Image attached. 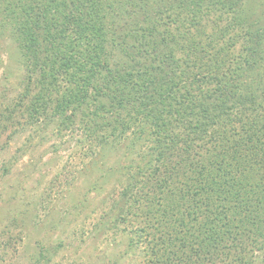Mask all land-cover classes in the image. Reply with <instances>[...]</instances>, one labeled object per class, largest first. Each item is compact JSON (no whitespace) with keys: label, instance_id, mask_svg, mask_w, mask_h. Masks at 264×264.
<instances>
[{"label":"trees","instance_id":"1","mask_svg":"<svg viewBox=\"0 0 264 264\" xmlns=\"http://www.w3.org/2000/svg\"><path fill=\"white\" fill-rule=\"evenodd\" d=\"M257 7L0 0V36L14 42L23 72L21 90L0 105V136L9 130L0 178L14 163L1 150L24 129H80L87 171L130 137L134 155L99 200L97 227L126 232L138 264H264Z\"/></svg>","mask_w":264,"mask_h":264},{"label":"rangeland","instance_id":"2","mask_svg":"<svg viewBox=\"0 0 264 264\" xmlns=\"http://www.w3.org/2000/svg\"><path fill=\"white\" fill-rule=\"evenodd\" d=\"M252 2L262 14L264 0ZM22 73L14 42L0 36L1 106L21 90ZM8 132L1 134L0 144ZM82 138L78 128L39 134L28 128L1 150V159L14 163L0 178V264L140 262L139 251L127 247L126 232L96 226L99 200L119 188L121 165L134 155L130 137L108 147L104 164L88 171ZM2 164L0 160V171Z\"/></svg>","mask_w":264,"mask_h":264}]
</instances>
